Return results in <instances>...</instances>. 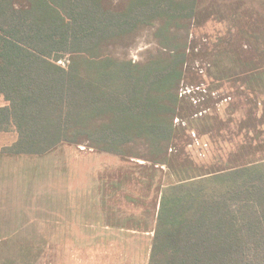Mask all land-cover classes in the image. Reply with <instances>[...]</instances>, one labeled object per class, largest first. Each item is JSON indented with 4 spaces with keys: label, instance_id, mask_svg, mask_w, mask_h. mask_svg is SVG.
<instances>
[{
    "label": "trees",
    "instance_id": "1",
    "mask_svg": "<svg viewBox=\"0 0 264 264\" xmlns=\"http://www.w3.org/2000/svg\"><path fill=\"white\" fill-rule=\"evenodd\" d=\"M200 2L0 0V96L7 102L0 132L17 134L2 154L42 158L62 145L83 146L134 165L139 177L123 168L112 185L136 183L138 198L125 191L124 198L151 203L147 264H264V130L240 123L232 135L242 142L209 166L185 153L191 130L222 131L217 117L199 114L193 96L180 92L196 57L187 44ZM146 28L156 48L143 61L116 53ZM245 37L264 46L263 35ZM221 43L234 51L230 40ZM218 57L219 80L252 60ZM259 63L247 81L264 93Z\"/></svg>",
    "mask_w": 264,
    "mask_h": 264
},
{
    "label": "rangeland",
    "instance_id": "2",
    "mask_svg": "<svg viewBox=\"0 0 264 264\" xmlns=\"http://www.w3.org/2000/svg\"><path fill=\"white\" fill-rule=\"evenodd\" d=\"M200 7L187 44L196 57L185 67L180 92L193 96L199 114L222 123L219 137L188 132L186 155L197 165L209 166L226 160L234 145L242 142L241 136L232 135L240 133V123L245 127L254 123L264 130V123L258 124L264 116V93L253 90L255 86L247 81L250 69L260 72L259 61L264 65V46L245 37L264 36V0H201ZM225 40L231 41L234 51L219 49ZM155 48L153 29L146 28L127 48L115 51L141 62ZM222 53L252 60L238 67L233 77L219 80L214 67ZM6 105L0 96V107ZM12 134L2 132L0 144ZM123 168L140 176L134 165L118 156L83 146L62 145L47 156L33 158L32 200L27 210H19L14 201L8 203L6 195L0 203V264H147L153 210L151 203L136 205L124 198L125 192L138 198L136 183L121 190L112 185Z\"/></svg>",
    "mask_w": 264,
    "mask_h": 264
},
{
    "label": "crops",
    "instance_id": "3",
    "mask_svg": "<svg viewBox=\"0 0 264 264\" xmlns=\"http://www.w3.org/2000/svg\"><path fill=\"white\" fill-rule=\"evenodd\" d=\"M1 134L2 132L0 136ZM9 134L12 135L8 142L0 144V203L4 202L2 197L6 195L8 203L14 201L20 205L19 210L24 208L26 211L27 204L32 200L33 157L3 155L2 149L11 146L17 140L15 132L10 131Z\"/></svg>",
    "mask_w": 264,
    "mask_h": 264
}]
</instances>
